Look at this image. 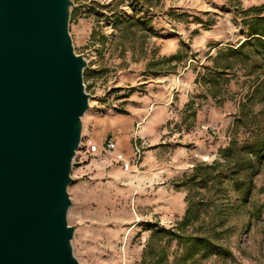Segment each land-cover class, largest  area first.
Instances as JSON below:
<instances>
[{
  "label": "rangeland",
  "instance_id": "rangeland-1",
  "mask_svg": "<svg viewBox=\"0 0 264 264\" xmlns=\"http://www.w3.org/2000/svg\"><path fill=\"white\" fill-rule=\"evenodd\" d=\"M73 1L69 33L92 96L68 186L74 253L81 264H140L154 227L190 232L180 225L187 194L213 195L216 187L182 182L194 166L217 163L226 177L223 149L257 129L264 136V102L247 101L253 79L242 58L226 57L246 39L243 10L264 0ZM245 157L259 170L243 171L245 201L225 185L230 208L216 243L226 253L190 264H264V159ZM176 244L169 251L182 252Z\"/></svg>",
  "mask_w": 264,
  "mask_h": 264
},
{
  "label": "water",
  "instance_id": "water-1",
  "mask_svg": "<svg viewBox=\"0 0 264 264\" xmlns=\"http://www.w3.org/2000/svg\"><path fill=\"white\" fill-rule=\"evenodd\" d=\"M73 0H0V264H81L68 186L90 109Z\"/></svg>",
  "mask_w": 264,
  "mask_h": 264
},
{
  "label": "trees",
  "instance_id": "trees-1",
  "mask_svg": "<svg viewBox=\"0 0 264 264\" xmlns=\"http://www.w3.org/2000/svg\"><path fill=\"white\" fill-rule=\"evenodd\" d=\"M242 13L246 39L237 47L230 49L226 57L242 58L245 74L253 79L247 101L264 102V3L245 8ZM231 64L233 63L228 60L221 65V69L229 68ZM245 104L243 102V106ZM261 111H264V108ZM251 124L259 128L256 122ZM258 131L260 130H256L251 140L242 143L233 140L223 149L222 156L226 163L224 166L228 169L226 177L215 172L217 163L211 165L198 163L191 174L185 176L182 182L188 186L195 185L208 189L216 187L213 195L205 197L199 194L200 197H196L195 193L187 194V207L180 225L182 227L190 225V232L154 227L143 247L140 264H170L168 261L170 253L175 260L173 264L198 263L214 253H226L216 243L225 232L223 225L227 219V209L230 208L225 185L232 184L235 191H241L242 201L248 197L252 184L251 179L243 178V171H250L249 176H252L257 174L259 169L251 158H246L245 155L264 159V136L257 133ZM164 237L166 240H163ZM171 239L177 241L176 246H180L182 252L169 251Z\"/></svg>",
  "mask_w": 264,
  "mask_h": 264
},
{
  "label": "built area",
  "instance_id": "built-area-1",
  "mask_svg": "<svg viewBox=\"0 0 264 264\" xmlns=\"http://www.w3.org/2000/svg\"><path fill=\"white\" fill-rule=\"evenodd\" d=\"M114 142H112L111 140H108L106 143V149L107 152L110 153L113 149H114ZM136 152L138 154V156L140 155L141 150L139 148H136Z\"/></svg>",
  "mask_w": 264,
  "mask_h": 264
}]
</instances>
